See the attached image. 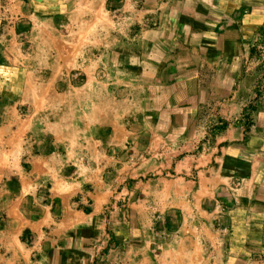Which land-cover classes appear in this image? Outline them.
Segmentation results:
<instances>
[{
  "label": "crops",
  "instance_id": "1",
  "mask_svg": "<svg viewBox=\"0 0 264 264\" xmlns=\"http://www.w3.org/2000/svg\"><path fill=\"white\" fill-rule=\"evenodd\" d=\"M263 30L264 0H0V264H264Z\"/></svg>",
  "mask_w": 264,
  "mask_h": 264
},
{
  "label": "rangeland",
  "instance_id": "2",
  "mask_svg": "<svg viewBox=\"0 0 264 264\" xmlns=\"http://www.w3.org/2000/svg\"><path fill=\"white\" fill-rule=\"evenodd\" d=\"M245 73L251 79L250 90L253 94L249 106L255 108L264 101V30L252 37Z\"/></svg>",
  "mask_w": 264,
  "mask_h": 264
}]
</instances>
